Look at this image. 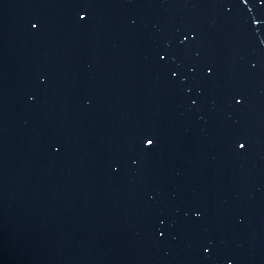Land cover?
I'll list each match as a JSON object with an SVG mask.
<instances>
[{
    "label": "water",
    "instance_id": "water-1",
    "mask_svg": "<svg viewBox=\"0 0 264 264\" xmlns=\"http://www.w3.org/2000/svg\"><path fill=\"white\" fill-rule=\"evenodd\" d=\"M0 264H264V0H0Z\"/></svg>",
    "mask_w": 264,
    "mask_h": 264
},
{
    "label": "snow or ice",
    "instance_id": "snow-or-ice-1",
    "mask_svg": "<svg viewBox=\"0 0 264 264\" xmlns=\"http://www.w3.org/2000/svg\"><path fill=\"white\" fill-rule=\"evenodd\" d=\"M147 143H148L149 145H151V144L153 143V141H152V140H148V142H147ZM240 147H241V148H243V147H244V145H243V144H241V145H240Z\"/></svg>",
    "mask_w": 264,
    "mask_h": 264
}]
</instances>
